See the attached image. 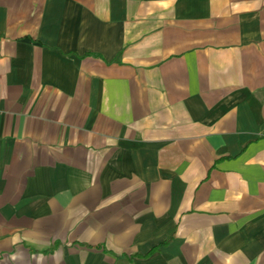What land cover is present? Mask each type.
Wrapping results in <instances>:
<instances>
[{
	"label": "crops",
	"instance_id": "obj_1",
	"mask_svg": "<svg viewBox=\"0 0 264 264\" xmlns=\"http://www.w3.org/2000/svg\"><path fill=\"white\" fill-rule=\"evenodd\" d=\"M0 264H264V0H0Z\"/></svg>",
	"mask_w": 264,
	"mask_h": 264
}]
</instances>
